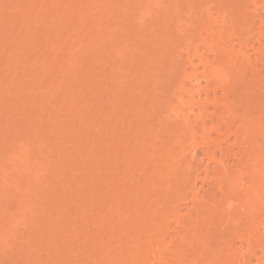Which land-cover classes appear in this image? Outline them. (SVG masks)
<instances>
[{"label":"bare ground","instance_id":"bare-ground-1","mask_svg":"<svg viewBox=\"0 0 264 264\" xmlns=\"http://www.w3.org/2000/svg\"><path fill=\"white\" fill-rule=\"evenodd\" d=\"M194 1L147 0L160 19L129 47L135 58L127 63L119 53L143 27L130 35L132 15L124 12L125 23L116 18L118 8H134L136 0H0V31L12 30L9 43L0 41V63L8 60L0 64V104L26 91L40 89L42 96L35 102L37 93L31 95L42 109L28 116V128L22 117L21 130L33 124L34 136L28 130L29 141H22L25 132L17 130V144V134L13 144L0 139V248L23 223L39 226L35 264H264V0ZM161 18L170 23L158 32ZM114 33L126 39L121 50ZM103 35L111 48L98 62L104 75L98 84L93 66ZM17 44L19 52L12 49ZM22 59L37 69L32 84L21 75ZM12 84L18 92L9 90ZM79 87L91 88L94 100L78 95L76 109L63 112ZM145 88L154 89V98L128 101L131 91L142 97ZM52 100L61 104L52 107ZM1 111L0 134L12 124L9 109L8 116ZM67 117L87 135L72 128L63 134L67 145L51 142ZM55 186L62 199L54 203ZM27 214L38 219L27 217L34 226L24 227Z\"/></svg>","mask_w":264,"mask_h":264},{"label":"rangeland","instance_id":"rangeland-1","mask_svg":"<svg viewBox=\"0 0 264 264\" xmlns=\"http://www.w3.org/2000/svg\"><path fill=\"white\" fill-rule=\"evenodd\" d=\"M194 0H192V3H196L197 1H194ZM203 2H205V1H203ZM121 4V3H120ZM213 4L214 5H219V2H218V0L217 1H214L213 2ZM123 5V4H122ZM132 6H135L134 8H130V6H127V5H123V9H119L118 8V10L120 11L119 13L121 14V18H120V15L116 18V19H118V20H121V19H123V18H125V19H123L122 21H124V23L128 20L127 19V17H131V15H132V18H133V20L131 19V22H129V25H131L130 26V28H129V30H131V31H129V33H130V35H132V30H134V29H136L138 26H142L143 27V32L141 33V35H140V37L139 38H136V39H132L131 40V38L130 39H128V40H130V41H128V40H126V39H124V41L121 39V38H119L118 37V35H120L119 33H116L117 34V37L119 38V39H121L123 42L121 43V45H120V41L121 40H118V38H116V34L114 33L113 34V36L115 37L114 38V40H115V43L117 42V43H119V49L121 50L122 49V47H123V45L125 46V44H123L124 42H125V40H126V46H125V49H124V47H123V49H122V53L123 54H121V51H120V55L118 54L117 55V57L118 56H120V57H122L123 58V61H128L127 63H130L132 60H134V58H135V56H133V53L132 54H130V51L132 50V49H129V47H132L134 44H138V43H140L141 41V38H142V34L143 33H145L146 31H147V29L149 28V30H150V28L152 29L153 28V26H154V22L155 21H157L158 20V18L160 19V16H158L157 14H155L156 13V11H158L157 10V8L154 6V5H151V4H149L148 2H147V0H139L138 2H137V0H136V3L135 4H133ZM131 6V7H132ZM220 6V5H219ZM120 8H122V7H120ZM129 8H130V10H129ZM126 11V16H125V14H124V12ZM146 12V13H148V14H146L145 15V17L144 18H142V16H143V12ZM131 13V14H130ZM181 14H183L184 15V17L185 18H188V15H186L185 14V12H182ZM180 14V15H181ZM157 15V16H156ZM169 15H170V13H169ZM174 16V17H172V16ZM170 16H169V18H171L172 20H173V18H181V20L183 19V17L182 16H180L179 15V17H177V16H175V15H173V14H171ZM6 16H8V18H9V14L8 15H6ZM11 17V16H10ZM7 18V19H8ZM106 18V17H105ZM139 18H142V21H139ZM184 18V19H185ZM4 19L5 18H3V21H4ZM7 19H5L7 22H9V20H7ZM183 19V20H184ZM165 20H169V19H165ZM164 19H162L161 18V20H160V22L162 23H159L158 25H157V29H156V31L158 30V32H160L159 31V25L160 26H162V25H167V24H169L170 23V20L168 21L169 23H167L166 21H165ZM186 20V19H185ZM5 21V22H6ZM174 21V20H173ZM164 23H167V24H164ZM12 24V23H11ZM11 24H9L8 23V28L11 26ZM149 24H151V25H149ZM104 26V25H103ZM126 29H127V32H128V25H126ZM136 27V28H135ZM141 27V28H142ZM155 27V26H154ZM21 28V26L19 27V29ZM164 28V26L162 27V28H160V30L161 29H163ZM125 28H124V30H126ZM146 29V30H145ZM9 30L10 29H8L7 30V32H4L3 33V31H0V41H2L3 43H6V42H8L9 43V41H10V38L12 37V30H10V32H9ZM17 30L18 29H16V32H17ZM25 32V31H24ZM105 32V31H104ZM150 33H152L151 31H149ZM106 33V32H105ZM124 33H126V32H124ZM156 33V32H155ZM154 33V34H155ZM167 34H168V32H167ZM32 35H33V33H32ZM34 35L36 36V33H34ZM33 35V36H34ZM122 35L124 36V38L128 35V37H129V34H123L122 33ZM152 36H153V34H151ZM150 34H149V36L148 37H152ZM29 37V40H30V38H32L33 36H31V34H29L28 35ZM31 36V37H30ZM8 38H9V40H8ZM127 38V37H126ZM7 39V40H6ZM143 39V38H142ZM145 40H147L146 38H144ZM119 42H118V41ZM134 40V41H133ZM148 41V40H147ZM147 41H145V43L147 42ZM128 42V43H127ZM1 43V42H0ZM22 43L24 44V41H22ZM99 45L97 44V51H100L99 53H97L96 55H101L99 58H98V60H97V62L94 64V66L93 67H95V71H93V72H98V74L99 75H97L96 77H95V80L97 81V83L98 84H100V83H103V80H104V75L101 73V71H98L97 69H98V67H100V63H102V62H104V57L106 56V55H108V51L110 50V48L111 47H109L108 45H107V43L105 42V35H103L102 36V38H100V40H99ZM132 43V44H131ZM23 44H20V46H18L19 44H17V45H12V49L14 50V49H16V51H18L21 47H22V45ZM123 44V45H122ZM128 44V45H127ZM143 44V43H142ZM147 44H149L148 42H147ZM146 44V45H147ZM25 45V44H24ZM110 45V44H109ZM141 45V44H140ZM149 46V45H148ZM19 47V48H18ZM25 46H23V48H24ZM29 47H30V49L31 50H33V45H32V42H28V43H26V49H28V51H29V54H32L33 53V55L35 54L33 51H31V50H29ZM102 47V48H101ZM10 47L8 46L7 47V49H9ZM101 48V49H100ZM108 48H109V50H108ZM126 48H128V49H126ZM146 48L147 49H150V46L149 47H147L146 46ZM11 49V48H10ZM18 49V50H17ZM89 49V48H88ZM88 49H86V50H88ZM0 50H1V48H0ZM22 49H20L19 51H21ZM85 50V51H86ZM124 50V51H123ZM5 51H8V50H6V48H5ZM18 51V52H19ZM27 51V52H28ZM30 51H31V53H30ZM1 52V51H0ZM26 52V55L28 54ZM127 52H129V54L130 55H127ZM93 54H92V51H90L89 52V56H92ZM123 55V56H122ZM24 57V56H23ZM35 57V56H34ZM116 57V62H117V64H118V61H117V59L119 60V62L121 61V58H117ZM30 59H32V56L30 57ZM6 60H7V58H6ZM5 59H4V61L2 60V62L4 63H6L7 61H6ZM24 60L25 61H27L28 59L27 58H25L24 57ZM25 61H23V59H22V61H20V62H24L23 64L21 63V65H20V63H19V68H22V69H20L21 71L20 72H22V71H25V72H22V73H24V74H22L21 73V75H25V76H27L26 78V82L27 81H29L31 78H32V80L31 81H34L33 80V76H35L36 75V77H35V80L37 79V72H32V71H36L37 69H35L36 67L34 66V65H32L31 66V64L30 63H27L26 64V62ZM2 62L0 63V64H2ZM27 62H30V61H27ZM98 62H100V63H98ZM4 63V64H5ZM29 64V66H31V67H28L27 65ZM3 65V64H2ZM26 65V66H25ZM25 66V67H24ZM98 66V67H97ZM2 68H4V65H3V67ZM19 68H16V70H17V72H19L18 70H19ZM97 68V69H96ZM13 69V68H12ZM35 69V70H34ZM26 70L28 71V72H26ZM31 73H30V72ZM20 72H19V75H20ZM36 73V74H35ZM30 74H31V76H30ZM35 74V75H34ZM25 76H24V78H25ZM30 76V77H29ZM23 77V76H22ZM146 79H148L147 77H146ZM152 79V80H151ZM151 79H149V80H151V81H153L154 79L153 78H151ZM70 80H72V79H70ZM143 80V82L145 81V79H141V80H139V82H141ZM6 81V80H5ZM8 81V82H7ZM6 81V84L7 83H9V80H7ZM27 82V85H29L28 83H31L32 84V82ZM79 81V80H78ZM78 81H76V83L78 84ZM87 81V80H86ZM86 81H84V83L86 82ZM87 83V82H86ZM142 83V82H141ZM6 84H5V82H4V87L6 88ZM93 84H95L94 82L93 83H91V84H89V86H91V85H93ZM8 85V84H7ZM11 86V87H10ZM82 86V85H81ZM135 86H137V87H135ZM135 86H133L132 87V89H134V90H132V91H134L135 93H136V91H138V94H139V92H140V87H138V85H135ZM17 87H18V85H17ZM17 87H16V84H15V86H14V84H12V85H9V90H11L10 88H12V92L13 91H17L18 92V89H17ZM5 88H4V90H5ZM19 88V87H18ZM38 88V87H37ZM37 88H36V90H37ZM129 88V87H128ZM130 88H131V86H130ZM140 89V90H139ZM149 89L150 88H148L147 90H146V88H145V92L147 93V94H144L143 92L141 93V95H142V97H144L143 98V100H141V96H139L138 94H133V92L131 91H129L128 90V94H130L131 93V96H130V98H129V100L128 101H133V98H135V100L134 101H136V103H139V100H140V103H142V102H144V101H146L148 98L150 99H152V97L154 98V96L153 95H155V94H153V93H155L154 92V89H153V91H151V89H152V87H151V89H150V91H149ZM39 90L40 89H38V92H39ZM6 91H8V86H7V88H6ZM63 91V90H62ZM73 91H74V96H72V99H69V101H67L66 102V104L65 103H63L64 104V110H63V112L64 111H66V110H68V107H69V109H71V110H73V108H75L76 106H78L77 105V101H75V97H78V95H81V96H84V97H87V98H89V99H91L92 100V98H93V100H94V94H91V93H89V91H91V88H89V89H82V87H79V88H77V91H76V88H74L73 89ZM127 91V90H126ZM11 92V91H10ZM27 93H25V95H24V93H22V95H24V97L23 96H21V93L19 94V96H21L20 98H21V100L20 101H18L19 100V96H18V98H17V100H16V102L15 101H13V100H15L14 98H12V102H10V100H9V97H7L6 98V95L4 96L5 98H6V100L8 101L7 103H6V100L4 101V103L3 104H0V109L2 110L3 109V107L5 108L4 110H0L1 111V113H4L5 112V114L7 115L8 113V115L10 116V117H12L11 118V120H12V124H11V128L9 127L8 129L6 128V132H2L0 135H1V137H0V139H1V141L3 142V141H6V140H9L8 142L11 144H13V142H11V140L13 141V139H11V138H13V137H16L17 136V138L16 139H14V140H16V144L18 143V141H17V139L19 140L20 139V137L18 136L19 134H20V136H22L21 135V131H22V133L23 132H25V133H23L24 135L22 136V141H25V139L27 140V141H29L28 140V138L30 137V136H34V134H33V131L31 130V128L32 127H34V125L32 124V126H31V128L30 129H26V131H25V127L21 130V127H22V125H24V123H25V120L26 119H24L25 118V115H26V118H27V120H26V128H28L29 127V121H28V118L30 117V114L32 113V115H35L34 113L36 112L37 114L39 113H41V109H42V106H39V104H38V102H39V100H40V98H42V96H39V98H38V92L36 91L35 92V90L34 91H30V92H28V91H26ZM130 92V93H129ZM149 92V93H148ZM150 92L152 93L151 95H150ZM13 93H16V92H13ZM35 93H37V96L36 97H34L35 98V102L38 100V102H37V105H36V103L34 102V98H33V96H32V98H33V104L31 103L32 102V98H31V95H36ZM218 93H221V91L219 90L218 91ZM29 94H30V96H29ZM133 94V95H132ZM9 95H12V93L11 94H9ZM29 96L28 97V100H27V96ZM102 94H100L99 96H101ZM134 95H137V96H134ZM146 95H150V96H146ZM17 96V95H16ZM98 96V95H97ZM97 96H96V100H95V102L96 101H99V96H98V98H97ZM134 96V97H133ZM157 96V95H156ZM204 96V95H203ZM24 98V100H23V98ZM136 97H137V100H136ZM36 98H37V100H36ZM74 98V99H73ZM156 98V97H155ZM25 99L27 100V101H25ZM49 99H51V98H49ZM101 99V98H100ZM0 100H2V97H0ZM31 100V101H30ZM46 100V99H45ZM92 100V101H93ZM21 101H25L26 103L25 104H27V106H26V108H25V110L26 109H28V110H30V111H28V110H26V112L24 111V109H21L22 107L24 108L25 106H24V104H22V105H20L21 104ZM41 101V100H40ZM53 101V100H52ZM101 101V100H100ZM29 102H30V105H29ZM6 103V104H5ZM19 103V104H18ZM58 103H60V101H58ZM58 103H55L54 101L52 102V103H50V105L51 104H55V105H53V106H57L58 105ZM73 105H72V104ZM135 103V102H134ZM9 104V105H8ZM41 104H43V102L41 103ZM61 104V103H60ZM59 104V105H60ZM106 104V102H105V100H103V101H101V103L98 105V108H102L104 105ZM6 105H7V107H6ZM10 105H12V106H10ZM29 105V106H28ZM31 105L32 106H35L36 105V107H32V108H34V109H32L31 108ZM48 105V104H47ZM10 106V107H9ZM17 106L19 107V108H17ZM52 106V105H51ZM52 106V107H53ZM63 106V105H62ZM73 106V108H70V107H72ZM40 107L41 109H38V108ZM38 109L37 111H39V112H37L35 109ZM65 108H66V110H65ZM8 109H9V111H8ZM19 109V110H18ZM33 111H32V110ZM76 109V108H75ZM74 109V110H75ZM6 110L8 111V113H6ZM73 110V111H74ZM19 111V112H18ZM24 111V112H23ZM152 111V108H150V112ZM44 112V111H43ZM102 112H103V110H102ZM16 113H17V116H16ZM19 113V114H18ZM26 113V114H25ZM29 113V114H28ZM4 114V115H5ZM21 114H23V115H21ZM28 114V115H27ZM7 115V116H8ZM20 115V116H19ZM19 116V117H18ZM29 116V117H28ZM138 116H140V115H138ZM137 116V117H138ZM18 117V118H17ZM22 117H24V118H21ZM34 117V116H33ZM103 117V116H102ZM102 117H101V119H102ZM68 118V120H70V118L69 117H67ZM67 118L64 120V121H62V122H64L63 123V126L60 128V127H58V129H56L55 131H54V133L53 134H55V135H53L54 137L50 140L51 142H55L56 143V141H57V143H58V141H59V143L60 142H64V145H67L66 144V142L67 143H69L68 141L69 140H67V139H65V138H63V134L65 135V133L64 132H66L67 131V129H72V128H74V130H73V132H80V133H82L81 134V136L80 137H85L87 134H86V132H87V128L86 127H84L83 125H81V123H73L71 120L70 121H66L67 120ZM17 119H18V123L16 122L17 121ZM20 119V120H19ZM30 119H31V117H30ZM29 119V120H30ZM140 119V118H139ZM135 120H136V122L138 121L137 120V118H135ZM150 120V119H149ZM28 121V122H27ZM142 121H144V123H146L145 122V120H142ZM141 121V123H143ZM150 121H152V120H150ZM150 121H148V123H150ZM15 122H16V124L17 125H14L15 124ZM23 122V123H22ZM20 123V124H19ZM138 123V122H137ZM137 123H135V124H137ZM140 123V124H141ZM48 124V123H47ZM72 124H74V125H72ZM133 124H134V122H133ZM13 125V126H12ZM18 125H20V126H18ZM43 125H44V122H43ZM133 126H135V125H133ZM138 125H136V127H137ZM13 127V128H12ZM136 127H133V128H136ZM15 128H17V129H15ZM18 128H20V129H18ZM11 129V130H10ZM32 129H34V128H32ZM17 130H21L20 131V133L17 131ZM28 130H29V133H30V136H29V134H28ZM30 130H31V132H30ZM60 130H61V132H60ZM13 131V133H11ZM6 133V134H5ZM59 133V134H58ZM4 136H3V135ZM9 134V135H8ZM15 134H17L16 136H14ZM25 134L28 136V137H26L25 136ZM32 134V135H31ZM45 135V134H44ZM92 135H94V133L92 134ZM11 137V138H10ZM61 137V138H60ZM4 138V139H3ZM7 138H10V139H7ZM25 138V139H24ZM32 141H33V139H31ZM35 140H38V139H35ZM42 140V138H39V141H41ZM65 140H66V142H65ZM49 141V142H50ZM75 141V140H74ZM73 141V142H74ZM8 142H6L7 144H8ZM37 143H38V141H37ZM61 143V144H62ZM76 143V142H75ZM1 145H0V147H3V145H4V143H0ZM7 144H5V146H7ZM36 145V144H35ZM63 145V144H62ZM11 146V145H10ZM59 146V144L57 145V147ZM13 147L15 148L16 146L15 145H13ZM4 148V147H3ZM14 148H11L10 147V149H14ZM1 149V148H0ZM63 150V149H62ZM46 153V152H45ZM198 154H197V157H196V159H199V161L201 162L202 161V158H200V157H202V153H201V150H199V152H197ZM76 153H73V154H71V156L72 155H75ZM44 155H47V153L46 154H44ZM2 156V155H1ZM0 156V158H2ZM72 167V166H71ZM58 168H60V167H58V166H55L54 167V169H58ZM80 173H83V172H80ZM84 173L83 174H81V177H80V180H82L83 178H84ZM56 177H59V178H63V173H62V171H59V174L56 176ZM78 180V179H77ZM206 188H208L207 186H206ZM52 189H54V191L51 193L52 194V199H54V203L55 202H57L58 200L60 201L61 199H62V197H61V195L60 194H62V192H61V189H60V187H58V186H55V187H52ZM44 201H46V199H44L42 202H44ZM31 203V202H30ZM33 203V202H32ZM37 204V203H36ZM36 204L34 205L35 207H33L32 208V211H34V210H36V214H40L41 215V213H40V211H37L38 210V205L36 206ZM35 208V209H34ZM41 208H42V206H41ZM34 209V210H33ZM35 212V211H34ZM38 212V213H37ZM32 214H33V212H32ZM31 215V214H30ZM33 215H35V214H33ZM32 215V216H33ZM39 215V216H40ZM27 217H28V219H30L29 217V214H27L26 215V225H24V227H27V225L28 226H31V224H32V226H34V221H37L38 219L37 218H35V216H34V218L36 219V220H34V219H30V220H33V222L32 221H29L28 219H27ZM37 217V216H36ZM31 218H33V217H31ZM41 220H39V222H40ZM27 222H31L30 224L29 223H27ZM23 223H19L18 225H20L19 227L20 228H18V227H16V226H18V225H15V229H14V231H13V234H14V237H13V235H12V237L13 238H11V237H9L7 240H8V242H5V244L3 243V245H4V247H6L7 246V248L8 247H10L11 246V248L12 247H14V248H12V249H6V248H4L3 247V245L1 246V248H3V250H1V248H0V264L2 263L1 261H3V259H4V262L2 263V264H31V262H32V259H34L33 260V262H32V264H35V261H36V259L34 258V257H37L36 256V254L38 253V252H36V251H39L38 249H39V243H38V239H37V227H39V226H34L33 228H29V227H27V228H25V229H23V228H21L23 225H22ZM40 224V223H39ZM22 225V226H21ZM36 227V228H35ZM35 228V229H34ZM34 229V230H33ZM39 229V228H38ZM32 230V231H31ZM35 230H36V232H35ZM25 231V232H24ZM34 231V232H33ZM26 235H24V234ZM38 233H39V231H38ZM22 234V235H21ZM20 236H22V237H20ZM26 238H25V237ZM16 237V238H15ZM19 237V238H18ZM11 238V239H10ZM15 238V239H14ZM21 238H23V239H21ZM34 238H35V240H34ZM10 239V240H9ZM13 239V240H12ZM20 239V240H19ZM15 240H16V242H15ZM17 240H18V242H17ZM12 241H14V245H13V243H12ZM23 242V243H22ZM24 242H26V244L24 243ZM22 243V244H21ZM34 243V244H33ZM38 243V246L36 245ZM6 244H9V246L8 245H6ZM16 244V245H15ZM239 242L238 243H235V246L237 245V247L239 246ZM34 245H36V246H34ZM23 247V249H22V247ZM15 247L18 249V250H16V254H14L15 253ZM25 248V249H24ZM22 249V250H21ZM5 250V251H4ZM12 251V252H11ZM14 251V252H13ZM21 253V254H20ZM25 253V254H24ZM34 253V254H33ZM7 254V255H6ZM28 254H30V256H32L31 258H30V256L28 255ZM33 254V255H32ZM16 255V256H15ZM19 256V258L18 259H21V260H18L19 262H17V257ZM25 255H26V257H25ZM29 256V257H28ZM46 256V255H45ZM257 256V255H256ZM256 256L255 257H251V260H252V262L254 263L255 261H256ZM21 257V258H20ZM27 257L30 259V260H28L27 259ZM50 257V256H49ZM23 258V259H22ZM46 258H48V255L46 256ZM24 259L26 260V261H24ZM28 261H30V262H28ZM22 262V263H21Z\"/></svg>","mask_w":264,"mask_h":264}]
</instances>
